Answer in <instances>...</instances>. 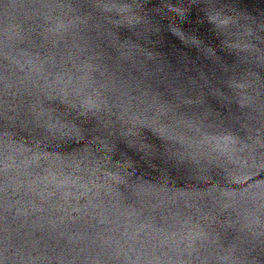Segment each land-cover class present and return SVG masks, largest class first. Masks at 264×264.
Returning <instances> with one entry per match:
<instances>
[{
	"label": "water",
	"instance_id": "obj_1",
	"mask_svg": "<svg viewBox=\"0 0 264 264\" xmlns=\"http://www.w3.org/2000/svg\"><path fill=\"white\" fill-rule=\"evenodd\" d=\"M0 264H264V0H0Z\"/></svg>",
	"mask_w": 264,
	"mask_h": 264
}]
</instances>
